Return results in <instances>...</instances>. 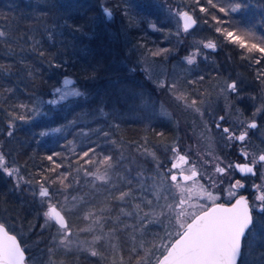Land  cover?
I'll list each match as a JSON object with an SVG mask.
<instances>
[{"label": "snow or ice", "instance_id": "obj_1", "mask_svg": "<svg viewBox=\"0 0 264 264\" xmlns=\"http://www.w3.org/2000/svg\"><path fill=\"white\" fill-rule=\"evenodd\" d=\"M188 2L195 7L176 10L174 13L182 22V31L189 33L198 24L196 9L205 17H210L214 22L215 32L222 37L223 42L238 49L240 59L246 61L252 68L253 82L259 86L260 91L246 95L244 80L225 75L218 69L216 75L211 77L215 83L210 84L208 88L203 87V82L209 79L204 74H197L196 78L185 80L183 84L178 80L169 82L166 79L156 80L154 83L157 88L166 90L184 110L199 114L201 118L207 114L220 140L229 146H238L237 150L243 162L225 164L215 156L211 160L200 158L193 160L191 148L184 152L178 144H170L166 146L171 153L168 158L170 167L157 162L153 176L145 177L140 174L127 179L125 176L116 175L113 179L117 169L125 162L123 152L116 157L106 151L109 145L121 144L114 138L113 129L119 127L116 123L109 124L107 130L101 127L90 133H85L81 128L79 135L87 139V145L81 147L80 151H73L75 160L70 163H74L75 167L68 170V166L60 161L70 158L54 152L45 157L51 166L37 173L39 178L35 180L21 175V169L15 161L10 163L8 155L0 150V173L13 179L14 188L19 190H23L22 186L35 183L38 187L32 195L40 200L44 209L42 215L45 218V225L41 227L50 226L57 230L56 235L52 237L51 246L46 250L48 258L42 261V264H55L52 256L57 248H63L65 251H70L72 248L73 226L69 219L71 213L68 205L75 207L78 197L72 195L70 199L68 193L70 190H79L81 177H90L89 182L93 184L99 182L98 187L105 189L106 198L120 205L116 227L112 231L127 232L131 229V246L122 248L118 254L113 255L109 264H241L243 256L248 257L246 264H264V228L258 231L254 216V212L264 215V149L256 152L250 148L252 130H260L264 127L256 119L264 114V35H257L254 30L255 24L240 27L236 22L227 19L232 13L241 12L247 7L243 0H188ZM100 9L103 16L109 20L113 18L114 11L119 10L130 25L134 23V17L126 0H118L111 5L101 3ZM203 22L207 24L209 20L205 19ZM260 23L264 24V20ZM150 27L155 26L150 25ZM15 31L10 34L7 29H0V38H3L0 44L5 48V55L13 57L12 60L0 62V80L19 75V72L14 71L16 63H19L22 66L21 71L34 81L38 76V70L29 66L27 61L29 55H34L41 62L47 63L49 68L64 69L67 66V61H58L57 54L50 53L44 48L43 41L37 38V34L41 37L46 34V39L55 41L61 49L72 46L76 35L83 34L82 26L68 13L42 17L37 27L28 29L19 37L15 36ZM179 34L178 32L177 35ZM199 44V47H194L185 57L187 65H195L201 56L207 59L203 50L215 51L218 47L214 40L200 41ZM133 49H143L141 57L144 63L148 62V57H158L169 51L161 48L149 49L142 41H137ZM17 56L20 57L18 61L14 59ZM132 71H135V68ZM85 78L92 80L95 76L86 74ZM13 91L11 87L0 85V93L10 94ZM86 95L85 90L75 86L73 79L65 76L62 86L52 90V98L46 103L48 105L75 103L76 99L70 100V98H83ZM33 97L31 106L12 105L11 110L8 111L9 137L13 135L16 121L28 122L33 115L40 114V106L45 101L35 93ZM132 98L147 102L143 100V93H133ZM221 99L226 102L222 109L224 114L218 115L215 109ZM245 99L252 102L251 115L241 120L237 114L238 122L234 124L229 120V113L236 109L234 100ZM149 100H151L150 96ZM157 103L158 101L153 102L152 106L155 108ZM97 111L100 115H105L103 108ZM160 113L164 116L169 115L164 105H160ZM69 123L75 124L76 121ZM205 128L207 130V124ZM52 131L60 132L61 128H54ZM40 135L46 133L42 132ZM157 135L163 136V133ZM93 136L96 137L95 140ZM72 143L73 141H68L69 145ZM154 147L155 145L152 146ZM136 151L145 158L151 157L156 160V153L150 149L147 142L138 144ZM208 166L213 168V175H208L204 171ZM233 171L238 172L242 177L248 175L255 177L259 173L261 183L252 185L257 193L253 202H250L247 196L240 194V190L246 185L242 179L231 178ZM130 173L131 169L128 170L129 175ZM205 176L211 181L209 186L217 183V176L229 177L228 188L225 190L227 203H218L221 197L214 195L205 188L204 184L199 183ZM133 180L139 187H133ZM149 181L151 184L148 183ZM220 182L222 183L223 179ZM150 195L155 197V202L148 198ZM61 196L63 201L60 199ZM194 199L196 203L192 202ZM79 200H86V197L81 196ZM162 200L164 203H160ZM209 201L210 203H207ZM145 207L150 211L143 212ZM157 208L160 209L159 213L155 212ZM99 211L110 213L112 209L104 207ZM90 217H95L93 223L101 227L110 222L107 216L98 215L97 212L87 214L85 219ZM125 219L133 220L135 223H124ZM165 220L168 221L167 225L164 223ZM119 225L123 227L120 228ZM153 225L161 226L163 235L157 233L147 240L144 237L149 234L148 229ZM95 239L100 241L102 237L98 236ZM88 254L91 257L101 256V253L95 249L90 250ZM0 264H26L25 249L21 247L16 235L9 234L3 223H0Z\"/></svg>", "mask_w": 264, "mask_h": 264}, {"label": "trees", "instance_id": "obj_2", "mask_svg": "<svg viewBox=\"0 0 264 264\" xmlns=\"http://www.w3.org/2000/svg\"><path fill=\"white\" fill-rule=\"evenodd\" d=\"M41 1L43 2L33 3V6L30 7L28 2L22 0L14 5L6 3V0H0V21L9 22L18 19L19 25L21 24L24 25L25 28H28L29 26L37 25L42 17H53L55 10H58L62 4L60 0ZM253 1L255 2L252 4V1L250 0H243L247 7L241 12L232 13L228 18L231 19V21L236 22L240 27L255 24L256 27L254 30L257 35H264V24L260 23V21L264 20V0ZM113 2H118V0H114ZM255 3L256 7H253L252 5ZM53 5H55V7H53ZM141 5L143 4L137 3L134 8L136 15L141 18L140 22L142 27L136 28L134 25H127L128 34L132 39L142 41L149 49H169L168 52L157 57L163 60L164 64L167 65L168 70H172L175 66H178V68L181 67L180 56L188 53V50L190 49V40L187 37L175 36L172 32L173 29L171 22H162L161 20H158L160 15H158L156 11H147L142 13L140 9ZM67 6L68 10L65 13L70 14L83 29V34L76 35V38L72 41V46L61 49L60 45L56 44L55 41H48L44 36L41 37L40 35L37 36V38L42 39L45 49H47L50 53L57 54L58 61H61L59 60V52H64L63 56L66 58L65 61H67V66L62 70L64 73L73 74L74 77H76L75 80L77 83L82 85L85 84L86 87L91 84H99V82L103 83L105 82L104 78L109 77L108 75H110L108 67V59L110 56L107 54V52H110L107 51L108 48H106L107 46L105 44L107 35L104 30L101 29V23H99L101 22V9L97 2H93L90 5L88 4L85 6L78 4L75 6ZM194 7V5H190L188 8L190 9ZM196 15L200 22H203L205 19L211 21L210 17H205L203 13L198 12V9H196ZM149 19L157 25L158 28L156 30L150 29L147 26ZM118 31H120V29L116 28V33H118ZM120 34L121 33H119V35ZM217 36L219 41L217 49L215 51L208 49L203 50V52L207 55V59H204L203 56L198 58L197 63L190 66L192 68L190 72H185L184 75L181 76V80L185 81L188 79H194L197 74H204L209 77V79H206L203 82V87L208 88L210 84L215 83V81L211 80V77L216 75L217 69L225 75H231L235 78L237 77L235 76V70L238 69L243 74V78L246 79V81H252L253 86H258L253 82L252 68L248 66L246 61L240 59V51L232 45L223 42L222 37H220L218 33ZM2 40L3 38H0V41ZM173 51L174 54H172ZM17 52H19V48H17ZM12 59L13 57L10 55H5V48L2 44H0V62ZM14 59L18 61L20 57L17 56ZM27 61L29 66L38 70V76L34 81L29 79L23 71H21L22 66L19 63H16L14 69V71L20 73L19 75H13L10 78L0 80V85L14 89V91L10 94L0 93V142L5 139L8 131V120L10 119L8 111L11 110L12 105L26 104L31 106V101L33 100L32 91L39 90L42 95H45V92L59 82V73L54 71V68H49L47 63L41 62V60L34 55H29L27 57ZM86 74L94 75L95 79H86ZM115 96L116 95L113 94L110 98L114 99ZM125 104L126 102L119 103L117 104V107H119V109L120 107L123 108ZM93 106L94 105L89 101L78 100L75 103L64 102L62 104L55 105L50 109L44 110L45 113L40 115L38 118L25 122L23 125L21 123L16 124V127L13 129V135L17 140H19V144L15 155L17 161L25 171L26 178H31L33 180L38 179L39 177L37 173L51 166L45 157L54 152L64 154L63 152L66 150L65 145L73 137L74 130L84 127V125L77 124L70 127L68 133L65 135L58 134L55 136L47 133L42 136L40 133L50 131L55 127L66 126L70 121L78 119L84 112L91 111ZM17 110L19 111V109ZM2 113H4L3 116ZM111 117L113 118L116 116L113 114ZM113 119L117 122V124H119L116 135L129 142H133L134 144L139 142L145 143L146 139L150 137H152L154 141L158 142L162 136H158L157 134L162 133V129H166V127H168L163 124L165 120L161 117H152L151 127L148 126L149 123H147V116L144 117L135 115L126 116L119 120L117 117ZM101 120L102 118L99 117V123H103V120ZM93 139L95 140L96 137L93 136ZM86 145L87 143L83 146ZM83 146H80L79 150ZM106 151L111 152L114 156H117L118 153L116 148L111 145L108 146ZM60 162L68 166L67 160L64 159ZM124 168L125 166L122 164L118 169L119 172L122 173ZM133 172H135V169L131 170L129 177L131 176L132 178ZM125 173H128L127 170H125ZM118 175L121 176L120 173ZM115 178L116 174L113 176V179ZM132 184L134 186L133 181ZM98 185L99 184H96L94 187L87 186V188L84 189L87 196V204L91 201L89 204L93 207H109L112 209L110 215L116 214L120 207L118 202L106 198L105 189L98 187ZM31 186H35V183ZM13 187V184H10L6 188L7 193L10 195L12 194L11 188L15 192H18L16 188ZM22 187V191H24V195L22 196L21 194H16L12 198H9L8 194H6V191L4 190H2L3 192L1 195L2 197L9 199L8 203L10 205L20 207L24 212L28 211L30 213V216L26 214V223H28V225L35 223V226L30 231V237H34V239L39 238L42 243L43 240H48L49 235L54 230H57L55 227L50 226L48 228L41 229L40 224L35 222L36 215L40 214L44 209L41 205H39L38 200L32 195L33 190L29 189L28 185ZM25 193L27 195H25ZM83 211L84 206L81 204L77 211L69 217L73 226V232L76 228H81L85 224L82 214ZM114 226L116 227V224ZM118 233L121 235L123 240V247L127 246L128 240H124V237L127 238V232L118 231ZM30 237L28 239H30ZM20 240L28 253L29 259L31 257V250L27 245L29 240L24 238H20ZM55 256L58 259H63L66 264H93L84 253L78 254V252H58Z\"/></svg>", "mask_w": 264, "mask_h": 264}, {"label": "rangeland", "instance_id": "obj_3", "mask_svg": "<svg viewBox=\"0 0 264 264\" xmlns=\"http://www.w3.org/2000/svg\"><path fill=\"white\" fill-rule=\"evenodd\" d=\"M21 0H6V3H9L11 5H14L15 3H18ZM29 3V6H33V3H39L43 2L41 0H22ZM62 2L60 8L58 10H55V13H53V16H59L61 14H65V12L68 10V6H75V5H90L93 2H97L98 6L100 7L101 3L106 4H113L116 2H113L114 0H60ZM252 1L253 4L255 1ZM127 6L130 9V12L132 16L134 17V23L131 25H134L136 28L142 27L141 25V18L136 15V11L134 6L137 3H142L143 5L140 6L141 12H147V11H156L160 17H158V20H161L162 22H171L172 24V32L177 37H187L190 41V49L188 50V53L182 54L180 56V66H175L172 70L167 69V65L164 64L163 60L157 58V57H148L147 63H144L141 57V52L143 49L134 50L133 46L136 44L138 40H134L131 38V36L127 32V25L129 24V21L121 15L119 10L114 11L113 18L109 20L107 17L103 16L101 12V18L99 23H101L100 27L104 30L105 34L107 35V39L105 41L106 48H108L107 54L110 56L108 59V67H109V77H105V82H99V84H91L88 87L85 86V84H79L76 82L73 74H67L64 73L62 69H55L54 71H57L59 73V82L55 86H53L51 89H49L47 92H45V95H42V93L39 90L32 91V94L35 93L37 96H40L45 103L41 104V112L39 115H33L32 119L38 118L40 115L45 113L44 110L50 109L55 105H48L46 103L47 100L52 98V90L55 87H61L62 86V80L65 76H70L75 81V86L80 87L82 90H85L87 95L83 98H70L76 99V101H89L94 106L92 107L91 111L84 112L80 115L78 119L72 120L76 121L75 124H67L66 126H59L55 128H61L60 132H53L52 128L50 131H46L44 133L52 134V135H58L62 134L65 135L68 133L69 128L72 126H75L77 124H82L84 127H81L85 133H90L92 130L96 128H105L107 130V127L109 124L116 123L113 118L122 119L126 116H147L149 114H158L160 113V105H164L167 109L169 115L164 116L161 115L166 121L168 122H174L179 120V117L185 118L187 117H193V119H198L202 126L205 127L207 124V121H209L207 114L205 117L201 118L199 114H195L192 112H188L184 110L181 106H179L172 98L168 95L167 91L164 89L157 88L154 81L156 80H168L171 82L172 80H178L181 84H183V80H181V76L184 75V73H189L192 69L189 65H187L185 61V57L193 50L194 47H199L200 41H206V40H214L218 44V36L217 33L214 30V22L209 21V24H205L204 22H198L196 27L192 30H190L189 33H184L182 31V22L180 21L179 17L176 16L174 13L176 10H183V9H189L188 7L191 5L188 0H126ZM253 7H256V3L252 5ZM170 9L172 11H170ZM17 14V13H16ZM18 15V14H17ZM222 15V14H221ZM137 16V17H136ZM229 19V18H227ZM104 20V21H102ZM157 20V21H158ZM231 20V19H229ZM212 23V24H210ZM150 25H154L155 27H150ZM37 25L29 26L28 28H25L24 25H19L18 19H15L14 21H0V29H7L10 34L15 31V36L19 37L23 35L28 29L35 28ZM150 29L156 30L158 27L155 25L154 22L151 21V19L148 20V25ZM116 28H119L120 31L116 33ZM180 33L177 35V33ZM119 33H121L119 35ZM39 36V34H37ZM46 38V34L44 35ZM182 40V39H181ZM53 42V41H51ZM111 44V45H110ZM219 45V44H218ZM106 51V50H105ZM64 52H59V60L65 61L66 58L63 56ZM174 54V51L172 52ZM135 68V71H132V69ZM229 70V69H228ZM232 71V70H230ZM236 73V74H235ZM235 76L236 78L242 79L245 82V94H254L258 93L260 91L259 86H253L252 81H246V79L243 78V74L237 69L235 70ZM108 74V73H107ZM116 76V78H115ZM133 93H143V100L147 101L146 103L142 102L141 99H133L132 94ZM115 94V98L111 99L110 96ZM149 96L151 97V100H149ZM34 98V97H33ZM32 98V99H33ZM156 107L154 108L152 106L153 102H157ZM126 102L125 106L122 108L117 107V104ZM64 103V102H63ZM68 103V102H67ZM226 102L221 99L219 101V105L216 107L215 111L217 114L224 113L222 111L224 104ZM234 103L236 105V109L233 110L231 113H229V120L232 121L234 124L237 123V114H239V119L243 120L246 119L251 115L252 112V102L250 100H243V101H235ZM99 108H103L105 115H100V113L97 111ZM1 110V109H0ZM238 110V113H237ZM3 112V111H2ZM116 117H111V115ZM4 113H2V116ZM99 117L102 118L103 123H99L98 119ZM112 118V119H111ZM262 125H264V114L261 116H258L256 118ZM21 123L22 125L25 123L23 121H16L15 124ZM178 124L180 125L179 121ZM119 125V124H118ZM208 126V125H207ZM209 127V126H208ZM81 128H78L77 130H74V135L69 141H73L71 145L66 143L65 147L66 150L63 152L62 156L69 157L70 159L67 160L68 168L69 170H72V168L75 167L74 163H70V161H74L75 157L72 155L73 151H80L79 147L83 146L87 143V139L84 136L79 135V130ZM114 131V138L121 142L118 146H113L118 151L117 156H120V153H124L125 162L123 163L125 168L123 169L122 173L119 172L117 169L116 175L119 173L121 176H125L127 179H131V176L129 177V174L125 173V170L129 169H135V172H133L132 177H137L138 175L142 174L143 176H153L154 172L156 170V164L159 162L160 159V149L161 145L160 143H148V146L151 150L155 151L156 153V160L155 166L152 170L151 167L148 166L147 158L141 156L136 151V146L138 144H142V142L139 143H133L125 140L122 137H119L116 135V132L118 131V128L113 129ZM252 134L255 136L262 137V141H264V127H262L260 130H252ZM144 142V141H143ZM253 142V141H252ZM21 143V142H20ZM19 144V140L16 139L14 135L9 137L6 134L5 139L0 142V150H3L7 155L9 162L15 161V164L20 167L21 169V175L25 176V171L19 164V162L16 159L15 152L17 150V146ZM152 144V145H151ZM155 145L154 148L152 146ZM255 145V144H254ZM251 147V146H250ZM262 147L261 149H264V142L260 145ZM260 149V148H259ZM218 152H222L217 149ZM259 151V150H258ZM256 151V152H258ZM217 152V153H218ZM219 154V153H218ZM159 157V158H157ZM151 159V157H149ZM154 164V162H153ZM152 166V165H151ZM127 167V168H126ZM151 169V173H150ZM102 170V166H101ZM28 176V175H27ZM91 180L90 177H81V184L79 187V190H70L68 195L71 199L72 195H76L78 197V201L75 207H73L71 204L68 205V209L71 214L77 211L78 207L82 204L84 206L83 219L85 220V224L81 228H76L73 232L72 240L73 245L70 251H65L63 248H57L55 250V254L58 252H74L78 254H85L87 257L92 261L93 264H109L110 260L112 259L113 255L118 254L122 248H127L131 246V229L127 231V238L124 237V240H128L127 246L123 247L122 244V238L121 235L118 233V231L113 232L112 229L115 227L117 217L120 213V207L116 214L110 215V213H100V209L103 207H93L89 203L87 204L86 200H79V197L86 196V192L84 189L87 188V186H95L96 184H99V182H96V184L90 183ZM157 180L159 178L157 177ZM134 182V188L139 187L138 184ZM151 184V181L148 182ZM13 184V179L3 175L0 173V223H4L7 225L9 230L16 233L18 237L24 238L29 240V243L27 244L28 247L31 250V257L28 259V262L30 264H42V261L47 260L46 250L51 246V240L52 237L56 235V231L54 230L48 237V240H43L42 243L40 242L39 238L30 237V231L35 226L34 224L28 225L26 223L27 216H30V213L28 211L21 210L20 207H14L13 205H10L8 203L9 199L2 197V190L6 191V188L8 185ZM29 189H32L33 191L36 190L38 187L37 185L31 186L28 185ZM14 188V187H13ZM12 194H8L9 198H12L16 194L24 195V191L16 189L18 192H15L12 188ZM25 195H27L25 193ZM36 198V197H35ZM149 199H153L155 202L154 196H149ZM39 205H41V202L38 198ZM61 201H63V197H60ZM136 203H139V201H136ZM160 203H164V201H160ZM87 204V205H85ZM42 206V205H41ZM120 206V205H119ZM109 208V207H108ZM150 209L145 207L143 212H149ZM43 210L40 214L36 215V223L40 224V226L45 225V218L42 215ZM91 212H97L98 215H104L108 217L109 223H105L103 227H101L98 224H94L93 220L95 217H90L89 219H85V216ZM143 212L141 215H143ZM156 213L160 212V209L157 208L155 210ZM124 223L132 224L135 223L133 220H124ZM165 225L168 224V221H164ZM120 228L123 227V225H119ZM48 228V227H41V229ZM264 228V225L261 227V229ZM91 229V230H90ZM148 235L144 237L147 240H150L154 234L159 233L160 235H163V228L159 225H153L150 226L148 229ZM139 236V234H137ZM102 237L100 241H97L96 237ZM30 237V239H28ZM249 239H251V236H249ZM26 240V241H27ZM40 244H39V243ZM26 245V247H27ZM95 249L98 252L101 253L100 257H91L88 253L90 250ZM55 254L52 256L53 261L55 264H66V262L63 259H58ZM159 255V253H157ZM248 260L247 256L241 257V264H246Z\"/></svg>", "mask_w": 264, "mask_h": 264}, {"label": "flooded vegetation", "instance_id": "obj_4", "mask_svg": "<svg viewBox=\"0 0 264 264\" xmlns=\"http://www.w3.org/2000/svg\"><path fill=\"white\" fill-rule=\"evenodd\" d=\"M223 114L224 113H219L218 115H223ZM147 117H148L147 123H149L148 126L151 127L152 117H162V116L155 113L154 114L151 113L147 115ZM179 118H180L179 120L170 123L166 121L163 117V119L165 120L163 124L168 127H166V129H162L163 136L161 137L160 141H158V143H160L161 145L159 163H162L167 167L171 166L168 160V158L171 156V153L167 150L166 147L167 145L170 144H178L180 149L184 152L189 151V149L191 148V158L193 160H197L198 158L211 160L212 157L215 156L223 160L225 164L229 162H243L237 150L238 146H229L225 144L222 140H220L216 132V129L212 125V121L210 119H208L209 121H207V125L209 127L206 130V128L202 126L201 122L198 119H193V117H187L185 118V120H183L184 119L183 117H179ZM178 121L180 125L178 124ZM261 138L262 137L260 136H256V135L254 136L253 134L251 135L250 148L252 151H258L262 148L260 147V145L262 144ZM145 142L153 144L156 143L157 141H154L152 137H150L147 138ZM218 148L222 152H218L217 151ZM146 163L153 170L155 166V161H153L152 158L150 159L148 157ZM204 171L208 173V175H213V168L211 166L205 168ZM150 173H151V169H150ZM231 178L233 180L234 179L243 180L246 187L240 190V194L247 196L249 201L253 202L255 200V196L257 195V193L253 189L252 185L254 183H261L259 173L255 177L251 175L242 177L238 172L233 171L231 174ZM221 179H223L222 183L220 182ZM216 180H217L216 184L209 186L211 184V181H208L207 176H205V178L200 180L199 183L204 184L205 188H207L208 191L213 192L214 195H219L221 197V199L217 201L218 203H227L228 198L225 190L228 188L229 177L221 178L217 176ZM192 202L196 203V200L194 199ZM200 203H205V201H200ZM207 203H210V201ZM254 216L256 217L257 228L259 231L261 227L264 225V215H260L254 212ZM27 258H28V253L26 256V260H28Z\"/></svg>", "mask_w": 264, "mask_h": 264}, {"label": "water", "instance_id": "obj_5", "mask_svg": "<svg viewBox=\"0 0 264 264\" xmlns=\"http://www.w3.org/2000/svg\"><path fill=\"white\" fill-rule=\"evenodd\" d=\"M183 10H187V9H183ZM195 27H196V26H195ZM68 77L71 78V79H73V78L70 77V76H68ZM73 80H74V79H73ZM3 224H4V223H3ZM4 225H5V224H4ZM5 229L9 232L10 235H16V234L13 233L12 231H10L6 225H5ZM16 236H17V235H16ZM17 240L20 241V239H19L18 236H17ZM20 243H21V241H20ZM21 247L24 248V247L22 246V243H21ZM26 256H27V253H26V251H25V259H26ZM26 264H30V263H28L27 260H26Z\"/></svg>", "mask_w": 264, "mask_h": 264}]
</instances>
